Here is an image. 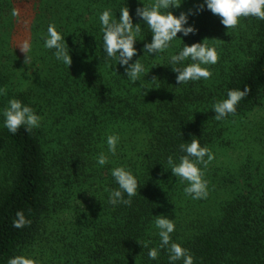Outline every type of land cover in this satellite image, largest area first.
I'll return each mask as SVG.
<instances>
[{
    "label": "trees",
    "instance_id": "16d2710c",
    "mask_svg": "<svg viewBox=\"0 0 264 264\" xmlns=\"http://www.w3.org/2000/svg\"><path fill=\"white\" fill-rule=\"evenodd\" d=\"M202 2L183 0L171 11L195 12ZM126 4L145 39L132 62L141 57L150 69L135 83L102 50L99 14L108 8L119 19ZM137 7L140 0H0V110L16 98L42 118L38 128L12 134L0 116V264L20 254L37 264H168L165 250L148 258L159 245L161 214L174 220L171 238L195 264H264V118L254 117L264 108V20L244 17L227 29L205 6L188 19L196 34L178 33L183 41L148 57L142 49L152 37ZM50 23L65 36L69 66L43 47ZM25 39L32 43L27 64L17 46ZM203 40L218 53L212 76L178 85L168 54ZM245 87L236 113L217 121L212 105ZM113 134L115 155L106 144ZM193 136L214 154L201 200L185 195L186 182L167 163L170 155L178 162L179 144ZM102 152L103 167L96 163ZM117 166L140 185L130 206L108 203ZM17 211L31 223L13 227Z\"/></svg>",
    "mask_w": 264,
    "mask_h": 264
},
{
    "label": "clouds",
    "instance_id": "9594fccd",
    "mask_svg": "<svg viewBox=\"0 0 264 264\" xmlns=\"http://www.w3.org/2000/svg\"><path fill=\"white\" fill-rule=\"evenodd\" d=\"M143 7H137L135 16L143 22L151 33V42L143 45V56L157 57L168 52L173 47L174 41H183L177 34L183 37L194 35L198 31L194 26L188 25L190 15L203 11L205 6L212 14L219 16L220 22L227 29H234L240 23L241 18L255 17L264 20V0H203L198 5L195 12L189 10L188 13L181 12L174 15L171 9L179 8L183 0H151L145 3L140 0ZM119 19L113 14L111 9H104L99 14L100 30L102 32V50L106 59L115 61L113 65L119 64L125 68V76L129 77L133 83L140 81L142 75L149 73L141 63V57L132 62L137 56L138 50L135 47L137 41H144L141 36V23H133V16L127 4L119 9ZM13 17L19 16L18 9H12ZM188 25V26H186ZM43 47L53 51L55 59L64 65L72 63L70 49L65 42V36L57 30L55 24L50 23L47 33L42 34ZM202 42L192 43L190 46L183 42V46L174 53L168 54L167 64L176 73L178 85L187 84L190 81L208 80L212 76L211 65L218 61V53L215 47H211ZM21 52L26 56L25 63L32 59V43L30 40H23L18 44ZM112 65V66H113ZM163 65V64H162ZM249 89H228L226 97L216 101L211 110L214 111V118L219 121L230 114H235L239 102L248 94ZM3 117V127L8 132L16 134L23 127L25 131L38 128L41 117L35 110L16 98L9 99L6 106L0 110ZM119 137L108 135L106 144L108 152L115 155ZM179 151L183 153L178 158V162L169 156L167 163L174 177L179 182H186L183 191L186 196L193 200L205 199L208 196V182L204 179V168L214 159V154L205 145L202 146L199 138L193 136L189 142L179 144ZM98 166L103 167L108 163V157L102 152L96 157ZM203 166V167H202ZM110 175L117 185L116 188L105 189L108 192V203L116 205L130 206L132 198L137 195L139 183L133 173L124 166H117L110 169ZM154 227L159 236L158 247H151L148 250V258L157 260L161 250L167 253L168 264H195L193 255L189 249L180 243L174 242L171 234L175 231L174 220L163 214L155 216ZM31 221L26 219L23 211H17L13 220V227L20 229ZM142 247L148 248L149 242H144ZM7 264H37V261L24 254L15 255L8 259Z\"/></svg>",
    "mask_w": 264,
    "mask_h": 264
},
{
    "label": "rangeland",
    "instance_id": "374dc122",
    "mask_svg": "<svg viewBox=\"0 0 264 264\" xmlns=\"http://www.w3.org/2000/svg\"><path fill=\"white\" fill-rule=\"evenodd\" d=\"M259 113L262 115V118H264V108H262V109L260 110V112H258V113L255 114L254 117H258L257 119H255L256 122H258V121H260V119H262V118H260V115H258Z\"/></svg>",
    "mask_w": 264,
    "mask_h": 264
}]
</instances>
